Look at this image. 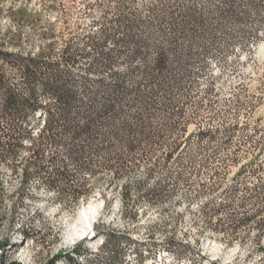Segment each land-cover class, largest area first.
Masks as SVG:
<instances>
[{
	"label": "trees",
	"instance_id": "1",
	"mask_svg": "<svg viewBox=\"0 0 264 264\" xmlns=\"http://www.w3.org/2000/svg\"><path fill=\"white\" fill-rule=\"evenodd\" d=\"M49 1L57 22H42L45 0L38 12L19 9L37 31L36 48H0V164L22 156L23 188L30 179H41L50 192L70 197L72 207L89 190L80 174L118 181L144 172L134 190L155 206L165 203L177 183L189 185L184 169L196 164L204 169L216 160L217 151L208 147L217 136L228 144L237 130L188 133L206 98L196 100L197 81L213 61L222 68L239 63L242 54L254 61L264 40V0H95L87 9L92 6L99 17L89 29L75 31L67 26L63 0ZM19 41L13 35L10 44ZM191 145L195 151L181 163ZM253 147L237 176L246 169L249 176L264 170L263 162L257 163L262 146ZM174 163L183 170L146 188L158 166ZM237 163L233 154L219 165ZM256 180L251 186L231 184L218 194L220 202L202 204L199 215L225 246L244 243L249 229L256 230L255 249L246 260L255 255L254 264H264V181ZM134 198L124 185L121 216L131 224L137 218ZM94 229L93 237L102 238L96 252L81 242L45 264H128L131 256L134 264L155 261L158 242L151 235L133 238L103 224ZM9 245L4 240L0 251ZM162 248L168 259L161 264H222L202 253L198 239L189 244L170 236Z\"/></svg>",
	"mask_w": 264,
	"mask_h": 264
},
{
	"label": "rangeland",
	"instance_id": "2",
	"mask_svg": "<svg viewBox=\"0 0 264 264\" xmlns=\"http://www.w3.org/2000/svg\"><path fill=\"white\" fill-rule=\"evenodd\" d=\"M95 0H63L69 8L67 26L74 30L76 26L89 29L93 20L100 12L92 6ZM42 0H0V48L30 51L39 44L37 31L31 28L25 15L19 12L25 8L28 12H38L43 7ZM52 1L45 0L46 6L40 18L44 23L59 20L56 11L49 7ZM13 35H19L21 41L11 46ZM264 40L255 49L254 61H246L245 54L241 55L239 63L233 66L220 67L215 61L209 70L197 81V94L200 99L204 96V107L188 127V133L193 130H218L237 126L231 141L222 144L221 136L208 147V152L217 151L216 160L204 169L196 164L193 168H185L183 182L174 186V196L161 205L149 203L139 192L135 184L144 177V172L130 175L127 179L113 181L101 174L78 175L79 182L87 184L89 189L72 207V199L68 196H58L50 192L41 179L32 178L23 188L22 179L25 171L23 157L19 156L16 163L0 164V243L10 240V245L0 251V264H45L56 254L71 252L74 246L83 242L91 252H96L102 243L100 237L86 236L76 238L71 242L65 241L69 225L73 224L84 206L98 205L97 218L94 226L103 224L110 230H121L131 234L133 238H146L147 234L156 239L158 251L154 262L145 264H161L162 259H168L163 242L170 236L186 240L192 244L199 240V247L209 259H219L222 264H254L255 255L246 260V256L255 249L256 230L249 229L244 243L235 242L225 246L217 239L218 234L207 227L199 215V207L207 200L220 202L219 193L233 183L243 182L248 186L257 183L259 178L264 181V170L254 176L248 175V170L237 176L240 166L247 162L256 151L255 144L262 146V153L257 163L263 162L264 169V50L261 49ZM212 91L206 95V90ZM249 139V143H245ZM195 146H189L184 157L195 151ZM235 154L237 164L224 167L219 165L221 160ZM176 164L158 166L154 178L148 181L146 188L153 182L164 184L165 176L181 172ZM236 177V178H235ZM130 187L132 198L135 199L137 218L134 224L126 222L121 213V190L124 185ZM171 188L170 181H165ZM225 202V201H224ZM247 205L245 210H250ZM25 231L23 239L21 231ZM66 242V243H65ZM264 246V237L261 242ZM130 257L128 264H134ZM182 264V263H178Z\"/></svg>",
	"mask_w": 264,
	"mask_h": 264
},
{
	"label": "bare ground",
	"instance_id": "3",
	"mask_svg": "<svg viewBox=\"0 0 264 264\" xmlns=\"http://www.w3.org/2000/svg\"><path fill=\"white\" fill-rule=\"evenodd\" d=\"M261 49L264 50V44L261 46ZM97 209L98 205L96 204L84 206L79 212L77 220L69 225L65 234V241L71 242L76 238L88 236L93 231V224L97 218Z\"/></svg>",
	"mask_w": 264,
	"mask_h": 264
}]
</instances>
